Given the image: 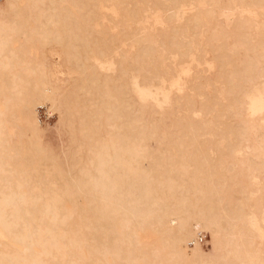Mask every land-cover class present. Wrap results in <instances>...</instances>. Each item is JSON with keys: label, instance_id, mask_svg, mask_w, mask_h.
Returning a JSON list of instances; mask_svg holds the SVG:
<instances>
[{"label": "bare ground", "instance_id": "6f19581e", "mask_svg": "<svg viewBox=\"0 0 264 264\" xmlns=\"http://www.w3.org/2000/svg\"><path fill=\"white\" fill-rule=\"evenodd\" d=\"M0 264H264V0H0Z\"/></svg>", "mask_w": 264, "mask_h": 264}, {"label": "rangeland", "instance_id": "374dc122", "mask_svg": "<svg viewBox=\"0 0 264 264\" xmlns=\"http://www.w3.org/2000/svg\"><path fill=\"white\" fill-rule=\"evenodd\" d=\"M110 33V32H109ZM109 33L107 35H104V38L108 39L111 38V33L109 35ZM54 46H46L45 47V52L48 55V61L51 64V68L54 70L55 69V65L60 63V58L55 54L52 53L49 49L53 48ZM205 54V53H204ZM207 55H209V57L211 56L210 54L207 53ZM58 57V58H57ZM203 69L206 70H215L218 69L217 67H203ZM58 70V69H57ZM58 74V73H57ZM60 74V73H59ZM58 74V75H59ZM61 75V74H60ZM64 75H62L61 77H63ZM43 106L41 109L42 110H46V117L45 119L40 118V111H39V107ZM37 109V115L40 118L41 122L44 124V126L51 131V133L53 134V141L54 143H58L59 141L57 140L56 136L58 135V115L57 113H49L48 109L44 106V105H40ZM45 107V108H44ZM44 115V114H42ZM156 119L160 120V119H164L167 122V124L170 122V117L168 115H162V114H156ZM151 146L153 148H156L158 146V143L156 141H151L150 142ZM60 150L57 149V152L59 153L60 156H62V154L59 152ZM70 161V160H69ZM69 161L65 158V160L63 161V166L66 169V171H68V168L70 166L71 163H69ZM78 170H75V172H77ZM72 222H76V221H83L85 223H90L92 221V213L90 210H88V208L86 207L84 201L82 200H74V213H73V217L71 219ZM204 238L203 241H200L201 243H203V247L204 249H210L212 247V243L210 241V234L208 233H201ZM199 239V238H198ZM191 246L194 247V244H191Z\"/></svg>", "mask_w": 264, "mask_h": 264}, {"label": "built area", "instance_id": "2783aa9c", "mask_svg": "<svg viewBox=\"0 0 264 264\" xmlns=\"http://www.w3.org/2000/svg\"><path fill=\"white\" fill-rule=\"evenodd\" d=\"M42 107H43V106L39 107V111H40L39 115H40V118L45 119V117L47 116V115H46V110H42V109H41ZM44 108H45V107H44ZM42 114H44V115H42ZM203 238H204V236L200 233V234H199V240L201 241V240H203Z\"/></svg>", "mask_w": 264, "mask_h": 264}]
</instances>
